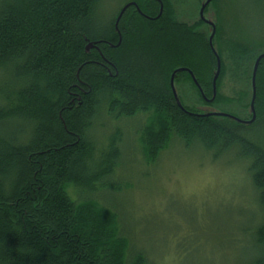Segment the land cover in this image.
<instances>
[{"label": "trees", "instance_id": "trees-1", "mask_svg": "<svg viewBox=\"0 0 264 264\" xmlns=\"http://www.w3.org/2000/svg\"><path fill=\"white\" fill-rule=\"evenodd\" d=\"M103 1L0 0V264H134L107 200L129 188L122 166H153L175 141L246 161L264 211V57L253 123L180 108L176 69L191 72L200 98L211 95L208 42L165 0L160 16L157 0L126 1L134 6L117 29L120 10L102 21ZM250 2L262 22L252 28L238 11L242 30L264 46V0ZM174 81L194 87L184 71ZM252 245L249 264H264V222Z\"/></svg>", "mask_w": 264, "mask_h": 264}, {"label": "rangeland", "instance_id": "rangeland-1", "mask_svg": "<svg viewBox=\"0 0 264 264\" xmlns=\"http://www.w3.org/2000/svg\"><path fill=\"white\" fill-rule=\"evenodd\" d=\"M126 1L104 0L98 15L109 21ZM165 1L174 21L193 24L199 40L207 43L211 26L198 20L207 0ZM242 10L251 13L252 28L261 24L250 0H210L204 11V18L215 28L212 42L217 45L212 46L224 67L218 90L215 82L214 96L212 90L210 96L200 93V98L193 81L194 87L185 81L176 84L173 78L171 88L182 108L248 125L253 67L264 46L242 30V24L249 25L238 16ZM191 148L175 141L153 166L127 170L122 166L118 171V177L130 180L129 188L107 201L136 256L134 264H249L254 254L252 236L264 222V211L254 196L247 162L234 152L213 160L210 153Z\"/></svg>", "mask_w": 264, "mask_h": 264}, {"label": "water", "instance_id": "water-1", "mask_svg": "<svg viewBox=\"0 0 264 264\" xmlns=\"http://www.w3.org/2000/svg\"><path fill=\"white\" fill-rule=\"evenodd\" d=\"M209 2H210V0H207V1L202 5V7H201V9H200V11H199L200 18H201L202 20H203V18H202L203 10H204V8L207 6V4H208ZM130 5H133V6H134V4H128V5H125V6L123 7V9L121 10L120 14H119L118 17H117L116 23H115V29H117V23H118V21L120 20V17L122 16L123 12H124V11H125ZM161 11H162V6L160 5V13H159V15L161 14ZM208 24H210V26H211V35H210V37H209V39H208V44H209V47H210V49H211V51H212V53H213V55H214V57H215V59H216V71H215V74H214V77H213V81H212V86H213V96H214L215 82H216V80H217V78H218L219 71H220V61H219L218 56L216 55V53H215V51H214V49H213V46H212V38H213V36H214L215 28H214V26H213L211 23H208ZM90 48H92V45H91V44H88L87 49H90ZM263 57H264V53L261 54V55H259V56L256 58L255 63H254V67H253L252 77H251V87H252V97H251V103H250V110H251V113H252V119H251V121H250L251 123H252L253 120H254V108H253V105H254V99H255V75H256V70H257V67H258L259 61H260ZM181 71L187 72V73L189 74L190 78L192 79V81L196 84V82H195V80H194V78H193V76H192V74H191L190 71H188V70H186V69H176V70L172 73V75H171V79H170V87H172V80H173L175 74L178 73V72H181ZM171 90H172V94H173V97H174V100H175L176 104H177L180 108H182L172 88H171Z\"/></svg>", "mask_w": 264, "mask_h": 264}, {"label": "flooded vegetation", "instance_id": "flooded-vegetation-1", "mask_svg": "<svg viewBox=\"0 0 264 264\" xmlns=\"http://www.w3.org/2000/svg\"><path fill=\"white\" fill-rule=\"evenodd\" d=\"M154 1H156V0H154ZM157 1H159V5H161L162 6V8H163V4H162V2L160 1V0H157ZM204 4V3H203ZM202 4V5H203ZM202 7V6H201ZM201 7H200V9H201ZM207 8V6L204 8V10H203V14H202V18H203V20L200 18V14H199V12H198V20L201 22V24H204V25H210V24H208L209 22L204 18V11H205V9ZM200 9H199V11H200ZM160 13V12H159ZM161 13H162V11H161ZM161 15V14H160ZM160 15H158V16H160ZM180 23V22H179ZM184 24V23H183ZM187 25H193V24H188L187 23ZM213 25V24H212ZM208 42V41H207Z\"/></svg>", "mask_w": 264, "mask_h": 264}]
</instances>
